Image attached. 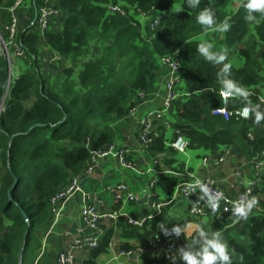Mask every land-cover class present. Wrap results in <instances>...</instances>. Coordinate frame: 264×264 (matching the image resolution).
Instances as JSON below:
<instances>
[{"label":"trees","instance_id":"1","mask_svg":"<svg viewBox=\"0 0 264 264\" xmlns=\"http://www.w3.org/2000/svg\"><path fill=\"white\" fill-rule=\"evenodd\" d=\"M44 1L36 0L37 9L45 6ZM234 1L201 0L199 8L190 9L187 0H56L55 9L66 15L62 29L47 30L42 38L48 50L69 61L71 67H64L55 79H45L38 68L41 37L37 24L31 25L34 11L32 1L27 0L29 22L21 27L17 39L26 57L10 58L13 63L18 60L24 64L25 70L11 75V62L0 55V264H19L22 249V264L28 263L34 234L50 218L49 199L84 173L93 151L113 145V128L134 107L137 93L149 96L155 91L163 57H175L182 68L183 84L177 90L182 95L174 103L178 121L173 130L184 137L188 150L204 149L215 155L224 146L236 147L249 157L264 151V121L255 124L253 113L248 120L234 116L224 120L211 114V110L223 107L235 111L248 106V101L250 107L259 104L264 111L258 97L251 95L248 101L237 97L223 106L222 86L217 78L223 65H214L198 54L197 45L201 42L196 39L207 33L196 17L199 11L210 7L217 22L229 18L232 25L223 33L221 45L226 50L240 47L235 52L243 59V65L233 66L229 78L246 89L261 85L257 54L262 47L259 55L264 62V20L259 24L245 21L247 13L242 4L246 0L229 16L227 10ZM109 4L120 5L126 15L108 14ZM9 6L0 11L4 21L9 20ZM177 8L182 10L178 12ZM139 13L148 16L142 24L137 18ZM254 15L259 18L258 13ZM155 21L158 23L151 29L150 24ZM246 36L250 44L241 48ZM91 43L99 47L97 57L83 62ZM160 125L150 149L163 157L160 168L173 174L169 176L171 196L180 184L191 180L192 172L185 169L181 155L167 146V131ZM256 196L258 203L250 222L226 240L232 264H264V197L260 198L264 196V184L250 198ZM172 201L164 199L161 212L141 227L123 217L114 226L103 227L98 247L77 259V264H98L99 258L109 253L115 229L123 239L142 242L148 227L154 236L144 243L152 254L143 258L141 264H174L172 258H176L175 264H181L179 249L192 244L198 233L185 239L174 234L166 236L163 230L156 229ZM233 218L236 217L232 211L215 213L210 228L204 230L209 234L223 233ZM187 222L165 229L171 233L172 227ZM154 238L159 243L149 247L148 241ZM168 245L176 251H166Z\"/></svg>","mask_w":264,"mask_h":264},{"label":"crops","instance_id":"2","mask_svg":"<svg viewBox=\"0 0 264 264\" xmlns=\"http://www.w3.org/2000/svg\"><path fill=\"white\" fill-rule=\"evenodd\" d=\"M15 1L16 0H1L0 11L2 12L9 5L14 4ZM244 1L245 0H235L232 2L227 10L229 16H231ZM45 7L49 9H55L56 0H45ZM27 9L28 5L25 4L23 8H20L17 11L18 17L21 19L20 24L22 26L27 25L29 22V13ZM1 15L2 14H0V27L3 31L8 20L4 21ZM57 15L59 17V21L53 22V19ZM57 15L51 19L49 24V30L54 32L61 31L63 18L66 16L65 13L61 12H59ZM206 36L208 38L213 37L214 40L215 38L220 40L214 44L212 43L214 45L212 50L221 51L225 49V47L221 45L223 33L210 31L207 34L197 38L196 41H207L211 43V41L204 38ZM40 37L41 39L38 48L41 59L47 58L52 59L56 63H61L53 70H60L56 76L53 75L52 79H55V77L61 75V70L64 67L70 68L71 63L69 61H63L59 56L51 53L43 41L42 34H40ZM249 44L250 38L249 43L244 47H247ZM242 45L243 44L241 43V46ZM238 49H240V47H238ZM238 49H227V51L232 53V56H229L225 63L231 62L236 68L242 67L243 59L238 55V53L235 52L238 51ZM97 50H99V47ZM262 50V47L258 49L257 57L259 71L264 72V67H261L263 70H260L261 62L263 61H261L259 54ZM95 58L96 57H93V59ZM84 61L88 60L85 59L83 62ZM83 62L79 63V66H81ZM13 64L15 75H19L25 70V65L18 60H14ZM42 68L41 74H43L45 71V67L43 69ZM166 73V68L161 67L155 91L145 98L144 102L138 106L135 113L128 114L119 124L115 125L113 128V145L117 148H125L131 151V154L128 156L127 160L132 163L134 169L129 170L121 168L117 160L113 157L100 159L95 164L91 176L88 177L89 179L87 181L85 180L83 188L76 192L69 199L58 203L57 210H59L60 218L57 220L55 225L52 226L53 216L50 214L47 224L34 234L27 264H56L57 255L60 252L66 250L73 240L92 237L94 234L82 224L80 219V210L86 205L97 207V211L101 215H114V217H116L115 220L106 218V220L100 222L99 230L102 232L103 227L114 226L117 223V219L119 217L131 219L133 221L145 220V224L153 219L157 213L161 212V208L165 206L163 205L165 203L162 201L166 198H171L173 201L169 206L167 214L163 220L157 224L156 229L162 230L160 225H163L165 228L168 225L179 224L187 220V224H191L192 227L179 236L181 238L184 237L185 239H189L194 233H198V228H203L206 230L209 229L210 223L215 213L221 214L219 206L218 210L214 214L212 212L208 215V217L201 221L200 219L189 214V203L186 199L174 195V192L171 194V196H168L173 191L171 188L173 186L169 184V176H172L173 174L168 170L160 168L163 163V157L160 156V154L151 150L150 147H143L139 141V121L144 117L148 110L158 109L162 105L163 99L165 98L163 83ZM260 76L262 80L261 85L258 88L247 90L251 93V95L257 96L258 99H264V75H262L260 72ZM178 94L179 97L175 102L179 101L181 98L182 94H180V92ZM174 103L172 105L171 111L166 117V121L169 123V128H167L164 123H157L154 124L152 129V134L154 139H156L159 135V128L161 127L160 124H162L165 127L164 129L167 131V134H164V136H167L170 142L167 144V146L170 147H172V144L177 139L175 135H179L178 131L174 132L173 130V127L178 121V119L174 116ZM182 138L184 139V137ZM184 141L187 143L185 139ZM179 154L181 155V160L185 162V169L191 170L193 178L200 180L207 178L212 179L217 187L226 196H235L249 187H255V190L264 184V175H260L259 178H257V173L254 172L253 167L255 157H249L246 152H242L236 147L224 146L215 155L204 149L188 150L187 148L185 149L184 153ZM219 156H222L223 160L221 163L216 165L215 159ZM204 159L207 160L205 165L202 163ZM145 177L148 178L146 184L144 180ZM126 180L130 181L131 186L127 185ZM244 181H250L251 183L245 184ZM117 185H125L129 192L137 198V202L128 203L126 201H114L112 196L108 193V188ZM133 186H135L137 191L134 190ZM200 196L201 193L198 192L195 197L196 200H200L201 202L206 200V198L201 200ZM263 197L264 196H260V198ZM158 205H161L160 209L156 208ZM254 210L255 207L247 219L237 220V218H233L232 225L228 226L226 231L221 233L225 242L227 239L233 237V232L238 234L244 229L246 222H250L251 218L255 214ZM144 233L147 234L146 238L148 239L154 236L153 231L149 227ZM145 239L142 242H139L137 239H123L120 236V231L115 229V235L110 244L109 253L107 255L101 256L98 260V264H111L112 262L119 264L122 262V259L115 260L119 251H128L134 249H141L142 252L137 253L134 259H128L129 261L127 260V262L128 264H141L143 258H147L149 253L152 254V252L146 248V244L144 243ZM123 245L128 248H122ZM85 253L86 252L78 253L77 259L83 258Z\"/></svg>","mask_w":264,"mask_h":264},{"label":"built area","instance_id":"3","mask_svg":"<svg viewBox=\"0 0 264 264\" xmlns=\"http://www.w3.org/2000/svg\"><path fill=\"white\" fill-rule=\"evenodd\" d=\"M27 0H16L12 7L8 9L9 13V20L6 24V27L4 29V37L0 38V44L2 46V51L4 56H7V61L11 62V57L15 58H25L26 55L19 45V42L17 41L19 33L21 31V25L19 23V19L17 16V11L20 9ZM45 3V1H44ZM106 10L108 14H115V15H121L125 16L126 12L125 10L117 4H109L106 6ZM59 13L56 9H49L45 6H42L37 10V28L40 34H43L45 31L49 30V24L51 22V19ZM137 18L139 22L142 24L144 21L148 19V16L145 14L139 13L137 15ZM157 21L150 24V28L154 29V27L157 25ZM1 55V54H0ZM3 56V55H1ZM3 56V57H4ZM5 58V57H4ZM160 67L166 68L167 73L164 78V94L165 98L163 99L162 105L158 109H151L148 110L144 117L141 118L139 121V141L142 144L143 147H151L154 141V136L152 134V129L154 124L157 123H164V125L169 128V123L166 121V117L171 111L173 103L178 99L179 94L177 90L179 87L183 84V74H182V68L179 62L175 59V57H163L159 61ZM147 96L144 93H137L136 98L134 99L135 105L130 110L129 114L135 113L137 111L138 106L144 102L145 98ZM221 97L223 106H226L227 102L231 99H236L237 96H229V97ZM263 105L264 108V99H258ZM245 107H242L240 109H237L235 111L229 112L224 107L220 109H213L211 110V114L214 116H222L225 120H228L229 117L234 116L241 120H248L250 119V112L247 117H245L243 113V109ZM249 137L252 139V136L249 134ZM187 143L184 141L182 137L179 135L177 136L176 141L172 144V148L179 152L184 153L185 149L187 148ZM131 154V151L129 149L125 148H117L114 145H110L106 148L93 151L91 153V159L88 167L84 171V173L81 176L75 177L71 179L69 184L61 189L58 193H56L54 196H52L49 199V206H50V214L53 216V225L57 222V220L60 218L59 216V210H57V205L61 201H65L69 199L71 196H73L76 192L80 191V183L84 177V180H86L88 177L91 176L93 172V168L95 164L103 158L106 157H113L117 160L119 166L124 169L133 170L134 167L132 163H130L127 159L128 156ZM223 160L222 156H219L215 159V164L218 165ZM203 165L207 163V160L204 159L202 161ZM254 172L257 173V178L259 176L264 175V151L257 154L255 156V162H254ZM191 180L185 183L180 184L174 191V195L181 197L183 199H186L189 203V214L193 217H196L200 219L201 221L208 217L209 214L212 213L211 209L207 207V197L205 201L196 200V195L198 192H200L199 188H196L194 190L188 189L189 184H194L195 181L199 180L202 184L206 185L210 192L220 196V213L226 214L229 213L232 209V204L235 201H238L242 199L245 195L250 199L252 192L254 191V188L249 187L248 189L242 191L241 193H238L235 196L229 197L226 196L215 184V182L210 179H196L192 177V174L190 175ZM108 193L112 196L114 201H126L128 203H136L137 198L132 195L128 188L125 185H117V186H111L108 188ZM161 205L156 206L157 209H160ZM227 209V211H225ZM106 218L110 220H115L116 217L114 215H101L97 211V207L95 206H84L80 210V219L82 224L92 231L94 234L92 237L83 238L80 240H73L72 243L68 246V248L62 252H60L57 255L56 264H77V254L81 252H87L90 250H94L98 247V240L101 235L100 232V222L106 220ZM128 223L141 227L144 224L145 220L142 221H133L131 219H127ZM158 239H150L148 241L149 247H154L156 244H158ZM170 252L176 251L173 245H168L167 250ZM141 249H134V250H128V251H119L118 256L115 260L126 258V259H134L135 255L137 253H141ZM36 264V263H34ZM123 264V263H120Z\"/></svg>","mask_w":264,"mask_h":264},{"label":"clouds","instance_id":"4","mask_svg":"<svg viewBox=\"0 0 264 264\" xmlns=\"http://www.w3.org/2000/svg\"><path fill=\"white\" fill-rule=\"evenodd\" d=\"M201 4V0H187L188 8L197 9ZM247 15L245 21L255 20V24H259L261 20H264V0H246L242 4ZM178 12L181 8L176 9ZM259 14V18L254 14ZM197 23L202 26L204 33L220 32L226 33L232 27L229 18H225L223 22H217L216 13L212 8H204L199 11L196 17ZM214 45L210 42L204 41L197 45L198 54L204 60L213 63L214 65H223L220 71L217 73L218 82L221 84L220 95L222 97L237 96L245 101H248V97L251 93L243 86L230 79L231 69L233 67L231 62L225 63L228 60V53L226 49L221 51H213ZM250 101L248 106L243 109V115L248 116L249 112L254 114V123L260 124L264 121V111L260 110V105L257 104L255 107H250ZM245 184H250V181H244ZM199 188L203 200L207 197V207L215 213L220 206V196L210 192L209 188L202 184L199 180L195 181L194 184H189L188 189L194 190ZM258 201L256 197L248 198L245 195L242 199L233 202L232 214L240 219H247L253 208L256 207ZM227 211V209H225ZM192 227L191 224L184 226H174L171 229V233L167 229L160 225L164 234L179 237L182 233L186 232ZM178 258L181 264H232L231 257L229 255V249L227 243L224 241L222 234L217 231L209 234L203 228H198V238L192 241V244L186 247L180 248ZM175 264L176 258H172Z\"/></svg>","mask_w":264,"mask_h":264},{"label":"rangeland","instance_id":"5","mask_svg":"<svg viewBox=\"0 0 264 264\" xmlns=\"http://www.w3.org/2000/svg\"><path fill=\"white\" fill-rule=\"evenodd\" d=\"M18 19H19V23H21V19L18 17ZM59 19V17H58V15L53 19V22L54 21H59L58 20ZM21 27H23L22 25H21ZM50 28V27H49ZM48 28V29H49ZM2 37H4V30L2 31V28L0 27V38H2ZM206 40H209V41H211V43H215V42H219L220 40H218L217 38H215V40L213 39V37H210V38H208L207 36L206 37H204ZM249 43V37H244L243 38V40H242V47L241 48H246V47H244V46H246L247 44ZM96 45H97V43L95 44V43H91V50L90 51H88V53H87V56H86V60H91V59H93V57H97V47H96ZM227 53H228V57L229 56H232V53H230L229 51H227ZM0 54L1 55H5V54H3V51H2V46H1V44H0ZM5 57V59H6V61H7V56H4ZM12 58V57H11ZM41 61V62H40ZM9 63V62H8ZM61 63H56V62H54L52 59H47V58H44V59H41V56H40V60H39V63H38V68H39V70H40V72H41V68L43 67H45V71L43 72V74H41L42 75V77L43 78H45V79H52L53 78V75H57V73L60 71H53L54 70V68H57L59 65H60ZM261 67H264V63L263 62H261V66H260V70H263ZM13 68H14V64H13V62L11 61V64H10V70H11V72H12V74L11 75H13L14 76V72H13ZM42 68V69H43ZM261 73H262V75H264V72L263 71H260ZM11 77V76H10ZM1 174H2V170H1V167H0V176H1ZM144 180H145V184L147 183V180H148V178L147 177H145L144 178ZM126 182H127V185L129 186H131V183H130V181L129 180H126ZM134 187V190L135 191H137V189L135 188V186H133ZM132 187V188H133ZM132 192H134V191H132ZM174 194V193H173ZM258 198V196H256V199ZM257 201H258V199H257ZM127 204V203H126ZM151 255V253H149L148 255H147V257L148 256H150ZM122 260V262L121 263H123V264H128V262H127V260L128 259H126V258H121ZM129 261V260H128ZM111 264H115V263H111ZM120 264V263H119Z\"/></svg>","mask_w":264,"mask_h":264},{"label":"water","instance_id":"6","mask_svg":"<svg viewBox=\"0 0 264 264\" xmlns=\"http://www.w3.org/2000/svg\"><path fill=\"white\" fill-rule=\"evenodd\" d=\"M32 6H33V11H34V18L32 20V24L31 25H33V24L36 23L37 17H38V14H37V10L38 9H37V5H36V0H32ZM84 184H85V180H82L81 183H80V185H79L80 189L83 188ZM9 200H11L10 197H9ZM22 215L25 218V220H27V218H26V216H25V214L23 212H22ZM28 232L29 231L27 230L26 233H25V235H24V238H23L24 243L26 241V237H27ZM22 252H23V249L20 252L19 264H22V257H21L22 256Z\"/></svg>","mask_w":264,"mask_h":264}]
</instances>
